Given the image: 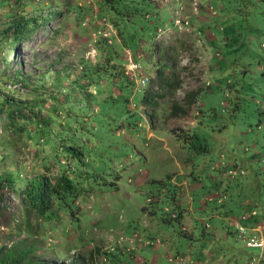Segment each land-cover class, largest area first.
<instances>
[{"label":"rangeland","instance_id":"1","mask_svg":"<svg viewBox=\"0 0 264 264\" xmlns=\"http://www.w3.org/2000/svg\"><path fill=\"white\" fill-rule=\"evenodd\" d=\"M30 1L0 0V91L20 87L21 101L38 94L43 114L58 91L59 101L77 100L83 112L91 104L94 120L68 123L83 149L73 171L77 201L48 223L34 212L27 218L18 197L8 199L13 217L3 224L0 215V243L33 241L50 263L184 264L188 256L196 264H264V250L246 246L228 222L231 214L264 211V0H139L132 30L121 35L130 45L97 0ZM21 17H35L38 27L17 43L3 29ZM110 53L118 59L108 64L130 80L90 68L95 81L82 76L80 91L82 68ZM160 61L172 64L180 84L154 95L156 106L142 104ZM55 74L66 91L50 79ZM191 90L197 98L184 105ZM173 100L185 112L170 113ZM4 123L1 114L0 171L43 172L47 132L31 140ZM254 216L240 222L251 226Z\"/></svg>","mask_w":264,"mask_h":264},{"label":"trees","instance_id":"2","mask_svg":"<svg viewBox=\"0 0 264 264\" xmlns=\"http://www.w3.org/2000/svg\"><path fill=\"white\" fill-rule=\"evenodd\" d=\"M20 1L21 0H14V4H20ZM26 1H28V3L31 2L30 0ZM97 3L100 15L104 17L105 20L109 21L120 39L125 31L132 30L134 26L133 23H135L134 19L137 16L136 14L139 8V0H97ZM76 8L78 10L86 9L85 7H79L77 5L74 6V9ZM143 13L145 14L146 12L143 11ZM29 25H33V28L28 29L30 28ZM37 27L38 24L36 23L35 17L30 19H24V17H21L9 23L4 27L3 31H5V33H12V39L18 43ZM142 42H144V38L142 36L138 37V42H135L133 48L135 50L139 49V47H142ZM121 43L130 45L127 42H122V39ZM149 47L150 45L147 44V50ZM110 54V56L102 61L92 62L90 65H85L84 68H82L81 73L76 79L79 88L84 86L78 82L79 78L82 76L88 78V85H92V80L95 81V79H90L89 77H93L92 69L90 68H94L93 71L99 73L102 69L110 67L119 73V75L124 76L121 79H129L118 63L108 64L109 59L113 57L117 58L115 57L116 54ZM159 63L160 64H158V67L156 68L155 76L150 78L149 84L143 89L140 98L142 104L156 106L157 101L154 98V95H161L166 88H175L180 84L172 64L163 61H160ZM86 68H89L87 72L84 71ZM15 72L16 75L20 76L17 74L19 73L18 70ZM61 78L62 76L59 74L50 76V79L55 84H60L63 91H66V86L61 84ZM25 80L26 79L23 78V81L20 83L27 84V81ZM7 87H9V85ZM19 88L20 87L13 86L7 93H2L0 91V115H4L6 122L4 123V128H8L14 134H22L31 140H33L32 138L34 136L38 135L40 141L44 138L42 133L47 132V137L51 139V142L47 144L44 149L40 147L42 152L41 165L43 172H37L26 176L20 173L18 169H2L0 171V215L6 218V221L3 224H8L13 217L10 209L7 208L9 204L8 199L18 197L19 204L27 215V218L30 213L34 212V214L40 216L42 220H47L48 223H50V219L53 216L60 217V213L64 214V210H67L69 207L70 200L76 202L78 198V193H75V189L80 179L76 178L75 181L73 180V171L77 167L75 163H77V165H83V149L81 144L75 140L77 139L75 130L72 131L70 129L71 124L68 125V123L78 121L80 127L86 126L88 122L92 123V120H94V118H92L94 113L92 112L95 109L91 104H87L86 107L88 109L86 112H83L81 109L82 107H75V105H77V100H71L68 96L62 99V101H59L61 97L59 92L56 91L50 93V98L52 100L49 99L51 103L46 108V113L43 114L41 108L44 102L38 94L35 95L33 99H24L21 101L17 98V93H15ZM85 93H87V95L91 94V98L95 97L92 91H87ZM198 93L197 90L185 92L183 100L186 103H184V105H189V103L195 101ZM77 99L79 100V98ZM96 99H98V97ZM66 102L70 103L68 108L64 106ZM180 111L185 112L183 105L178 103V101L173 100L170 107V113L178 114ZM149 115H151V113H149ZM66 118H69L70 121L64 122ZM60 124L62 126H60ZM32 125H36V130L31 129ZM50 148L51 150L53 149L54 154L48 156L46 152L48 150L50 151ZM63 149L66 151L65 154H61ZM63 157L67 160L62 159ZM58 159H60L61 164L64 162L65 164L61 165ZM0 160L3 162L5 160V155L2 152H0ZM52 162L57 166L55 172H52L51 170ZM6 208L8 215L4 214ZM71 213H73V211ZM259 219H262L264 222V211L261 214L256 212L253 223ZM43 224L45 226V222ZM28 228L31 229L30 223H28ZM37 249L38 245L35 242H27L25 238H21L10 244L0 243V264H72L60 261H54L55 263L47 262L36 252Z\"/></svg>","mask_w":264,"mask_h":264},{"label":"built area","instance_id":"3","mask_svg":"<svg viewBox=\"0 0 264 264\" xmlns=\"http://www.w3.org/2000/svg\"><path fill=\"white\" fill-rule=\"evenodd\" d=\"M142 82H144L143 79ZM250 212L256 214L255 209H252ZM250 212L240 215H230L229 223L235 226L237 236L244 240L246 246L259 247L261 250H264L263 223L257 220L251 226H247L240 222V218L248 216ZM257 264H260V262L258 261Z\"/></svg>","mask_w":264,"mask_h":264},{"label":"crops","instance_id":"4","mask_svg":"<svg viewBox=\"0 0 264 264\" xmlns=\"http://www.w3.org/2000/svg\"><path fill=\"white\" fill-rule=\"evenodd\" d=\"M258 221L262 222L263 223V226H264V222L262 219H259ZM264 231V228L262 229ZM182 259H186V262L184 264H196V263H189V257H185L184 256L182 257Z\"/></svg>","mask_w":264,"mask_h":264},{"label":"clouds","instance_id":"5","mask_svg":"<svg viewBox=\"0 0 264 264\" xmlns=\"http://www.w3.org/2000/svg\"><path fill=\"white\" fill-rule=\"evenodd\" d=\"M144 78H146V77H142V79H143V80H144V82H145V79H144ZM142 79H141V80H142ZM146 79H147V78H146Z\"/></svg>","mask_w":264,"mask_h":264}]
</instances>
